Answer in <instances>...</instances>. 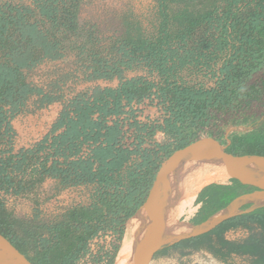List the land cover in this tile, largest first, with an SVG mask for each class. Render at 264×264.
<instances>
[{"label":"trees","instance_id":"obj_1","mask_svg":"<svg viewBox=\"0 0 264 264\" xmlns=\"http://www.w3.org/2000/svg\"><path fill=\"white\" fill-rule=\"evenodd\" d=\"M241 2L246 4L243 11H230ZM157 3L165 9L168 5L177 8H174L169 17H165L163 22L167 25L156 43H148L146 39L139 47L131 44L129 49L130 45H123L118 52L121 54L119 60L112 64L102 62L103 59L96 60L98 56L91 54L96 65L90 67L89 79H117V87H95L66 101L50 131L31 147L16 153L12 144L15 131L11 126V119L25 111L27 101L32 97H35V109L45 108L62 99L57 93L58 89L43 90L28 83L23 71L32 69L45 60H59L63 58L66 48L75 47L65 41L67 37H77L81 33L78 11L82 0H31L34 9L10 3L0 4V193L18 196L46 179L57 180L63 187L94 185L100 188L97 193L108 197L110 202L115 201L112 207L113 210L116 209L115 215L120 211L123 213L121 219L117 217L114 221L117 228H114V232L118 235L119 244L113 248L107 264L115 262L125 224L144 200L143 190L148 184L146 178L154 165L147 149H142V138L138 135L146 126L141 128L131 112L124 111V107H129L135 98H141L145 89L154 85L139 77L123 80L121 66L132 69V62L139 60L138 57L134 59L132 54L144 51L147 53L146 56L143 53L145 64L162 76L173 77L183 65L197 60L192 59L193 49L188 46L195 42L196 29H202V36L207 32V38L210 39L212 33L221 28V32L213 40V52L223 50L234 29L235 44H231L233 57L224 65V75L218 87L211 90L181 89L173 92L175 110L183 105L192 112L196 104L198 111L194 114L195 118L205 114L209 105L227 106L235 100L247 97V91L239 92L237 80L246 79L264 67V49L259 41L264 39V0H157ZM220 9L222 15L218 16ZM34 15L38 19L31 21L30 18ZM228 22L231 30L226 36L225 23ZM41 24L46 27L41 28ZM97 43V40L92 41V52L97 51ZM254 88L251 85L248 92L252 94L255 92ZM161 90L164 92V89ZM122 101H125L124 105ZM124 114L132 117V123H129L128 115L120 119ZM124 121L128 123L126 131L123 129ZM131 128L135 138L130 144H125L124 135ZM253 136L247 138V143L243 137L234 144H248L254 151L257 148L262 149L260 144L264 145V123L261 130ZM250 154L264 156V151ZM232 182L231 193L227 194L230 196L229 200L256 190L254 187L241 185L236 179ZM126 184H129L127 188ZM120 186H125V191ZM108 190L114 192L110 194ZM118 190L122 195L115 200ZM221 204L225 206L226 202ZM2 207L0 198V210ZM88 213L86 209H82L80 213L73 211L71 218L73 221L88 220L91 217ZM238 227L249 231H254L255 228L260 230V233L251 234L246 243L248 252L260 258L259 264H264V208L230 219L213 231L194 239L165 247L156 255L169 248L196 245L211 236H215L222 245L225 243L224 233ZM0 234L26 256L23 245L19 246L9 239L8 232L0 229ZM78 240L82 238L79 237ZM39 250L34 255L38 257L36 263L34 259L26 257L33 264H51L50 249L42 244ZM240 251H244V247L238 250Z\"/></svg>","mask_w":264,"mask_h":264},{"label":"rangeland","instance_id":"obj_2","mask_svg":"<svg viewBox=\"0 0 264 264\" xmlns=\"http://www.w3.org/2000/svg\"><path fill=\"white\" fill-rule=\"evenodd\" d=\"M3 3L34 9L31 0H0V4ZM245 5V2H241L230 11L241 12ZM174 8L177 7L171 5L166 9L160 7L157 0H82L78 11L81 33L77 37L69 36L65 41L75 47L66 48L63 58L59 60H45L36 67L23 71L28 83L43 90L58 89L57 93L62 99L42 109H35L33 104L35 97L27 101L25 111L11 119V126L15 131L12 141L14 152L27 149L40 141L50 131L62 109V104L66 101L95 87H117L119 82L117 79H113L117 82L113 87L96 83L104 80L89 79L90 67L96 65L91 54L95 53L98 56L96 60L103 59L102 62L112 64L119 60L121 54L118 52L123 45H130L129 49L132 45L139 47L146 39L148 43H156L167 25L163 22L165 17H169ZM221 15L220 9L218 16ZM35 19H38L37 15L30 18L31 21ZM40 27L46 26L41 24ZM225 28L228 36L231 30L229 22L225 23ZM219 32L221 28L214 33L211 32L213 36L209 39L207 32L202 36V29H196L195 42L188 46L193 49L192 59L197 60L183 65L173 77L162 76L157 70L145 64L143 53L145 56L147 53L144 51L132 54L134 59L137 57L139 59L132 62V69L121 66L123 80L139 77L154 85L145 89L141 98H135L129 107H124V111L131 112V116L140 123L141 128L146 126L138 135L142 138V149H147L151 155L150 161L154 163L146 178L148 184L143 190L145 193L143 202L160 163L175 150L198 139L213 138L226 147V152L237 156L264 151L263 143L260 144L263 150L257 148L256 151L248 144L236 146L234 144L243 137L247 143V138L261 130L264 123V67L246 79L237 80L239 92L247 91L245 98L235 100L227 106L209 105L205 109V114L197 118L194 115L198 111L196 104L192 112L183 105L176 107L175 110L176 103L172 100L174 91L216 89L222 80L224 75L222 69L233 57L231 44H235L233 43L235 30L232 29V34L229 35L227 40L229 44L227 43L222 51L213 52V40ZM94 40L98 41L95 47L97 51L92 52L90 49ZM259 41L262 42L261 47L264 49V39ZM251 85L255 87L252 94L248 92ZM161 89H164V92ZM138 99L140 101H137ZM122 104L124 105L125 101H122ZM126 115L128 114L120 116V119ZM128 116L129 123H132V117ZM123 124L126 131L128 123L124 121ZM133 131L131 128L125 133L123 139L125 144L133 142L135 138ZM136 159L139 161L138 157ZM226 181L227 179L213 182ZM128 186L129 184H126V188ZM120 187L124 189L125 186ZM97 190L100 188L94 185L63 187L57 180L37 183L13 200L5 201L1 198L3 207L0 210V229L8 232L9 239L14 240L16 244L23 245L26 256L34 259L35 263L38 261V257L34 256L35 252L40 251L39 246L45 244V247L50 249L51 264H107L113 251L109 249L105 251L104 247L109 233H115V219L117 217L121 219L123 213L120 211L115 215L116 209H112L115 201L110 202L108 197H103ZM108 191L110 194L114 192ZM119 192L120 190L116 192L115 200L122 195ZM194 197L195 195L179 215L176 220L178 223L187 224L185 211L188 208L191 212ZM230 201H226L225 206ZM222 206L219 202L211 207L210 211L218 212L225 207ZM82 209H86L91 217L88 220L73 221L71 213L73 211L80 213ZM253 233H260V230L255 228L254 231H249L240 228L239 233H224L225 243L222 245L215 236H211L196 245L189 244L187 248H169L154 256L150 264H259L260 258L248 252L246 243ZM79 237L82 240H78ZM241 247H244V251L238 252Z\"/></svg>","mask_w":264,"mask_h":264},{"label":"water","instance_id":"obj_3","mask_svg":"<svg viewBox=\"0 0 264 264\" xmlns=\"http://www.w3.org/2000/svg\"><path fill=\"white\" fill-rule=\"evenodd\" d=\"M213 138L198 139L172 152L159 165L154 180L141 205L144 226L140 242L130 264H150L157 252L180 241L194 239L216 229L224 222L264 208V156L233 155ZM193 159L213 161L229 168L243 186L256 190L232 199L229 204L206 221L192 225L184 234L173 235L171 220L179 200L181 175ZM0 264H33L2 234H0Z\"/></svg>","mask_w":264,"mask_h":264},{"label":"bare ground","instance_id":"obj_4","mask_svg":"<svg viewBox=\"0 0 264 264\" xmlns=\"http://www.w3.org/2000/svg\"><path fill=\"white\" fill-rule=\"evenodd\" d=\"M234 173L227 167L203 159L189 161L183 169L180 182V193L175 218L171 220V232L173 235L184 234L191 226L178 223L176 220L183 212L192 196L214 180L224 181L234 177ZM188 217V216H187ZM188 224V223H187ZM144 226V210L140 206L125 224V231L121 246L116 256L115 264H130V260L140 242Z\"/></svg>","mask_w":264,"mask_h":264},{"label":"crops","instance_id":"obj_5","mask_svg":"<svg viewBox=\"0 0 264 264\" xmlns=\"http://www.w3.org/2000/svg\"><path fill=\"white\" fill-rule=\"evenodd\" d=\"M101 86H114L117 82L112 81H99L96 82ZM53 181L51 179H46V181ZM233 179H228L224 183L220 182H212L204 187H202L197 194L195 195L192 204H191V212L188 211V208L185 211V219L188 220V224L190 226L195 224H200L214 215L217 211H210V208L215 206L217 203H225L230 199V196L227 195L229 192L231 193L232 186H233ZM206 210V211H204ZM188 216V217H187ZM240 228L229 229L225 232L226 233H239Z\"/></svg>","mask_w":264,"mask_h":264},{"label":"built area","instance_id":"obj_6","mask_svg":"<svg viewBox=\"0 0 264 264\" xmlns=\"http://www.w3.org/2000/svg\"><path fill=\"white\" fill-rule=\"evenodd\" d=\"M15 195L9 193V194H4L0 193V198H3L5 201L13 200L15 199ZM118 235L116 233H109V238L107 241V244L105 245L104 249L107 251L108 249L110 251H113V248L118 245ZM113 253V252H112ZM109 254V253H107Z\"/></svg>","mask_w":264,"mask_h":264}]
</instances>
